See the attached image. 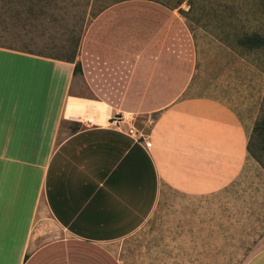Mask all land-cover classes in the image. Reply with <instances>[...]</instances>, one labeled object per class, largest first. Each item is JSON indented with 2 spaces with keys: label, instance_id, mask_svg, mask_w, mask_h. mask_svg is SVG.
Segmentation results:
<instances>
[{
  "label": "crops",
  "instance_id": "crops-1",
  "mask_svg": "<svg viewBox=\"0 0 264 264\" xmlns=\"http://www.w3.org/2000/svg\"><path fill=\"white\" fill-rule=\"evenodd\" d=\"M197 65L186 18L150 0L96 16L75 61L0 46V264H124L165 189L239 180L254 124L193 95Z\"/></svg>",
  "mask_w": 264,
  "mask_h": 264
},
{
  "label": "rangeland",
  "instance_id": "rangeland-1",
  "mask_svg": "<svg viewBox=\"0 0 264 264\" xmlns=\"http://www.w3.org/2000/svg\"><path fill=\"white\" fill-rule=\"evenodd\" d=\"M0 0V46L73 58L106 0ZM186 18L197 44L193 95L217 98L250 127L264 118V49L240 41L264 36V0H159ZM181 3V5H180ZM235 184L194 197L165 189L153 219L129 238L124 264H246L264 249V152Z\"/></svg>",
  "mask_w": 264,
  "mask_h": 264
},
{
  "label": "trees",
  "instance_id": "trees-1",
  "mask_svg": "<svg viewBox=\"0 0 264 264\" xmlns=\"http://www.w3.org/2000/svg\"><path fill=\"white\" fill-rule=\"evenodd\" d=\"M106 0H88L87 1V5L89 7L95 5L96 3L100 2V3H104ZM122 1H126V0H118L116 1L114 4H109V5H104L102 10L96 15L98 16L101 12L105 11L106 9H108L109 7L118 4ZM150 1H155L161 4L166 5L165 2L159 1V0H150ZM181 5V3H180ZM95 16V17H96ZM94 17V18H95ZM82 39L80 40V42L78 43V51L81 45ZM240 43L246 44L247 46L250 47L251 50H260V49H264V36H262L261 34H254L252 36H246L245 38H243ZM77 51V54H78ZM77 54L71 58V59H66L67 61H75L77 58ZM76 72L79 73L80 72V64L77 65L76 67ZM260 140L263 144L261 150L264 152V118H262L255 126V128L253 129V132L251 133L250 136V140H249V145H248V151L250 156L255 157V150L254 147L256 146V141Z\"/></svg>",
  "mask_w": 264,
  "mask_h": 264
},
{
  "label": "built area",
  "instance_id": "built-area-1",
  "mask_svg": "<svg viewBox=\"0 0 264 264\" xmlns=\"http://www.w3.org/2000/svg\"><path fill=\"white\" fill-rule=\"evenodd\" d=\"M122 121V118L121 116H115L112 121H111V124L114 125V126H118Z\"/></svg>",
  "mask_w": 264,
  "mask_h": 264
}]
</instances>
